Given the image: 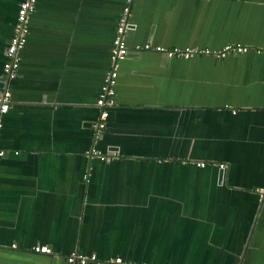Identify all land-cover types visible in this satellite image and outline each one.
<instances>
[{
  "label": "crops",
  "instance_id": "crops-1",
  "mask_svg": "<svg viewBox=\"0 0 264 264\" xmlns=\"http://www.w3.org/2000/svg\"><path fill=\"white\" fill-rule=\"evenodd\" d=\"M22 1L0 0V92ZM125 2L37 0L30 14L1 117L0 264H69L72 253L264 264V0H131L115 106L94 142ZM230 44L248 51L183 60L154 50Z\"/></svg>",
  "mask_w": 264,
  "mask_h": 264
},
{
  "label": "built area",
  "instance_id": "built-area-1",
  "mask_svg": "<svg viewBox=\"0 0 264 264\" xmlns=\"http://www.w3.org/2000/svg\"><path fill=\"white\" fill-rule=\"evenodd\" d=\"M36 2L37 0H23L18 5L16 21L13 27L12 35L5 49V60L2 67L3 75L5 79H7V83L9 80L14 79L17 76V71L21 61L20 53L26 45L29 33L30 14L33 12ZM130 4L131 0H126L122 12L116 21L114 37L109 50V69L105 73L100 92L95 102V107L98 113L96 120L91 127L94 142L101 138L103 132L105 131L110 111L115 106V85L118 77L119 63L123 61L128 54V49L125 44V36L128 31L131 30V25L129 23ZM148 48H150L148 44L143 47V49ZM136 49L142 48L137 47ZM154 50L157 52H163L168 58L188 60L197 55H209L217 60H223L230 54L245 53L248 51V48L230 44L223 46L219 50L197 48L165 49L162 47H155ZM7 83L0 92V137L2 131L1 117L7 113L10 105V92L7 89ZM87 154L89 157H96L102 162L108 161L107 156H103L93 147ZM4 155L5 151L0 149V159L3 158ZM198 166H204V164H198ZM255 192L259 199L264 198V187L257 189ZM32 251L35 254L41 255L51 254V249L47 246H35L32 248ZM66 261L69 264H125L120 258H114L106 262H102L99 261L95 255L81 256L76 253H72L67 256Z\"/></svg>",
  "mask_w": 264,
  "mask_h": 264
},
{
  "label": "water",
  "instance_id": "water-1",
  "mask_svg": "<svg viewBox=\"0 0 264 264\" xmlns=\"http://www.w3.org/2000/svg\"><path fill=\"white\" fill-rule=\"evenodd\" d=\"M4 80L6 81V83H7V79H5V77H4ZM4 88V87H3Z\"/></svg>",
  "mask_w": 264,
  "mask_h": 264
}]
</instances>
